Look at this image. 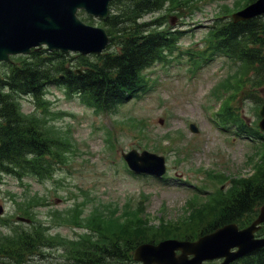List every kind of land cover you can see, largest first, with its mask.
Listing matches in <instances>:
<instances>
[{
  "label": "rangeland",
  "instance_id": "rangeland-1",
  "mask_svg": "<svg viewBox=\"0 0 264 264\" xmlns=\"http://www.w3.org/2000/svg\"><path fill=\"white\" fill-rule=\"evenodd\" d=\"M245 1L168 0L145 15L142 21L161 18V28L176 31L178 39L165 60L142 71L146 90L115 110H96L63 86L50 85L39 100L20 97L21 112L35 116L49 133L60 135L63 144L54 146L55 170L49 177H3L0 231L9 232L2 223L28 227L16 216L31 218L53 240L75 239L84 233L96 239L99 231L92 220L99 216L118 222L138 217L155 231L158 226L184 231L193 222L191 216L208 211L192 213L193 207L209 204L218 189H228L233 176L251 175L261 145L254 134L249 137L232 124L224 127L220 110L223 105L233 106L232 112L246 128H256L264 135L258 128L264 83L258 84L248 65L224 56L199 58L213 27L231 20V13L243 8ZM78 16L104 27L98 19L89 22L84 12ZM5 69L0 64V73ZM231 77L241 88L238 94L225 89ZM190 124L198 131H191ZM130 149L162 155L165 172L161 177L134 174L122 158ZM193 202L198 204L192 206ZM46 250L51 253L44 255L43 263L55 261L58 254L62 260L65 253L58 241Z\"/></svg>",
  "mask_w": 264,
  "mask_h": 264
},
{
  "label": "trees",
  "instance_id": "trees-1",
  "mask_svg": "<svg viewBox=\"0 0 264 264\" xmlns=\"http://www.w3.org/2000/svg\"><path fill=\"white\" fill-rule=\"evenodd\" d=\"M165 1L168 0H111L109 15L100 20L110 38L103 53L81 55L41 47L2 64L6 69L0 73V182L5 175L49 177L55 170L53 151L56 145L63 144L60 135L54 131L49 133L38 125L36 118H32L35 116H25L21 112L20 97L33 96L39 100L46 87L63 86L68 93L79 95L86 105L110 111L146 90L142 71L165 60V54L178 39L174 35L176 31L161 28V18L150 22L141 20L160 9ZM206 40L207 46L199 58L205 61L217 55L248 65L258 84L264 83V15L217 24ZM234 79H227L225 89L238 94L241 88L238 89ZM231 107L221 106L224 127L232 124L241 132L254 134L261 145V154L251 175L230 178L228 189H218L212 195L216 198L209 204H191H198L192 208V213L206 208L208 211L191 216L190 221L196 223L188 222L187 225L192 224L186 230H162L164 227L158 226L161 228L155 231L138 217L118 222L115 218L99 216L92 220L99 231L96 239L84 233L79 238L65 241L60 237L56 240L48 238L40 224L32 221L28 228H11V235L0 232V264H138L133 260L132 252L139 243L157 242L169 236L194 240L229 222H237L240 227L249 224L264 203V135L256 128H246ZM199 218H203V222ZM76 224L80 223L76 220ZM105 226L109 228L106 230ZM151 232L156 233L155 236L149 235ZM257 236H264V223ZM55 241L62 243L64 248L62 260L43 263L44 255L48 253L45 250ZM232 264H264V247Z\"/></svg>",
  "mask_w": 264,
  "mask_h": 264
},
{
  "label": "water",
  "instance_id": "water-1",
  "mask_svg": "<svg viewBox=\"0 0 264 264\" xmlns=\"http://www.w3.org/2000/svg\"><path fill=\"white\" fill-rule=\"evenodd\" d=\"M111 0H0V61L8 62L10 55L29 53L32 47L45 46L49 50L99 53L108 44L104 28L86 24L77 11L100 18L108 15ZM264 14V0H255L232 14L234 22ZM259 126L264 130V104ZM192 131H197L191 124ZM135 173L161 175L165 171L163 156L135 150L123 154ZM147 159L154 160L152 164ZM1 212V208H0ZM264 222V204L254 220L239 228L231 222L204 234L193 241L164 239L158 243H141L133 251V259L141 264H202L204 260L224 258L231 261L264 247V237L255 232ZM237 248L236 250H233ZM179 250V254L176 251ZM189 255H191L189 257Z\"/></svg>",
  "mask_w": 264,
  "mask_h": 264
}]
</instances>
